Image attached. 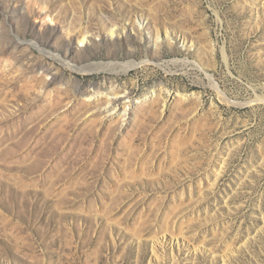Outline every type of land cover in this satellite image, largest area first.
I'll list each match as a JSON object with an SVG mask.
<instances>
[{"label": "rangeland", "instance_id": "obj_1", "mask_svg": "<svg viewBox=\"0 0 264 264\" xmlns=\"http://www.w3.org/2000/svg\"><path fill=\"white\" fill-rule=\"evenodd\" d=\"M0 264H264V0H0Z\"/></svg>", "mask_w": 264, "mask_h": 264}, {"label": "bare ground", "instance_id": "obj_2", "mask_svg": "<svg viewBox=\"0 0 264 264\" xmlns=\"http://www.w3.org/2000/svg\"><path fill=\"white\" fill-rule=\"evenodd\" d=\"M58 59H60L59 57H57ZM107 66H110V67H116V64H107V65H95V66H92V67H86L87 69V72H99V71H102L104 69H106ZM120 66V65H119ZM121 69L122 71L124 72H129L131 71L133 68H135V65L132 63V62H129V63H126V64H123L121 65ZM116 71V70H115ZM86 72V71H85Z\"/></svg>", "mask_w": 264, "mask_h": 264}]
</instances>
